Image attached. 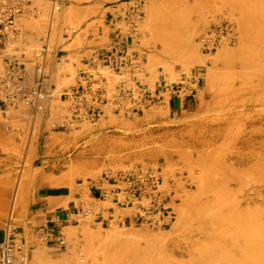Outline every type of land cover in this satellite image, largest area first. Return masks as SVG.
Listing matches in <instances>:
<instances>
[{
    "label": "rangeland",
    "instance_id": "rangeland-1",
    "mask_svg": "<svg viewBox=\"0 0 264 264\" xmlns=\"http://www.w3.org/2000/svg\"><path fill=\"white\" fill-rule=\"evenodd\" d=\"M22 1L18 31L6 42L11 52L6 63L11 57L27 63L33 70L32 80L35 65L41 61L46 66L51 95L40 114L52 134L44 135L50 147L40 171L51 173L45 184L67 187L81 195L77 203L82 202L84 210L54 236L61 234L65 247L46 239L37 249L29 248L27 264H219L220 259L222 264V256L217 255L223 254V248L218 254L226 240L223 235L231 229V217L237 216L246 218L242 222L249 223L252 231L258 227L256 249L262 252L252 254L251 260L260 257L263 263L264 155H252L261 151L258 145L247 148L239 142L251 131L246 118H233L227 125L219 123L214 103L219 72L227 59L248 49L264 54V0H206L204 4L194 0H141L143 13L135 29L125 23L117 26L124 33L134 30L133 49L143 59L137 80L153 91L165 86L164 101L130 117L114 113L106 105L99 121H83L70 129L62 126L71 116L68 95L77 86L78 63L72 60L69 66L64 62L52 71L47 64L49 54L59 39L72 40L64 50L88 45L87 37L97 34L98 26L105 24L97 18L114 11L124 15L127 0L108 2L114 7L103 13V4L96 0ZM56 4L61 5L60 11ZM242 20L252 25L249 31L248 23L243 25ZM224 22L231 29L220 36L216 26ZM109 31L105 27L106 37ZM46 38L48 49L43 61L38 56ZM213 38L222 41L221 46L208 52ZM229 38L234 41L227 47ZM21 45L26 47V59L14 50ZM102 73L108 79L111 96L123 78L108 69ZM182 81L189 86L186 103L170 108L172 90L167 89L182 85ZM245 153L251 158L238 162ZM141 166L160 177L159 201L171 212V217L157 226L123 225L137 208L121 207L111 196L108 201H96L88 189L91 182H113Z\"/></svg>",
    "mask_w": 264,
    "mask_h": 264
},
{
    "label": "built area",
    "instance_id": "built-area-1",
    "mask_svg": "<svg viewBox=\"0 0 264 264\" xmlns=\"http://www.w3.org/2000/svg\"><path fill=\"white\" fill-rule=\"evenodd\" d=\"M126 3L128 5L124 15L115 17L111 15L109 18V23L115 28L110 44L107 47H93L89 50V56L84 60L85 68L80 71L78 86L68 95L72 101L71 116L63 128L76 127L83 121L96 123L104 115L106 105H110L114 113L130 117L143 114L164 101L165 86L153 91L137 80L136 72L143 59L133 49L134 30L124 33L117 25L125 23L135 29L143 13L142 1L127 0ZM55 9L60 11L61 5L56 4ZM22 11V0H0V46L8 39L10 33L15 34L18 31L17 16ZM45 40L44 49L38 56L43 58V61L48 49V38ZM7 65L6 74L0 77V101L12 108L27 107L42 112L51 95L44 63L39 61L35 65V77L32 81L26 77V65L19 58L7 59ZM103 69H108L114 75L123 78L111 96L108 79L102 73ZM124 77L128 80H124ZM182 86L178 85L175 88L178 90ZM167 90L175 89L171 87ZM110 180L107 182L112 183L114 187L116 204L121 207L137 208L136 214L125 219L123 225L148 223L157 226L171 217L169 209L159 201L161 179L155 171L141 166L119 175L112 179L113 182ZM48 241H56L61 247L66 245L61 234L56 238H49ZM28 256L25 241L14 228H10L6 241L0 244V264H27ZM80 261L84 262V258Z\"/></svg>",
    "mask_w": 264,
    "mask_h": 264
},
{
    "label": "crops",
    "instance_id": "crops-1",
    "mask_svg": "<svg viewBox=\"0 0 264 264\" xmlns=\"http://www.w3.org/2000/svg\"><path fill=\"white\" fill-rule=\"evenodd\" d=\"M110 1L113 0H96L103 4L100 10L102 13L114 7L108 6ZM109 15L117 16L120 13L114 11L100 15L97 20H104L105 24L98 26L97 34L94 32L87 37L89 44L84 47L64 50L72 44V40L56 41V48L47 60L52 71L64 65V62L71 66L74 63L72 60H76L78 84L89 50L93 47H107L112 40L115 28L109 23ZM105 27L110 30L107 37ZM6 42L0 46V77L7 72L6 56L11 53ZM14 50L27 58L25 46H18ZM25 70L26 77L32 80L33 70L27 66ZM188 91L189 89L179 92L172 90L168 102L170 108L183 107L189 96ZM47 133L52 134L51 128L40 112L21 110V107L12 108L0 101V244L6 241L8 230L14 228L28 249H37L44 240L48 241L57 233H62L75 220L74 217L84 212L82 202L77 203L81 195L67 187L45 184L46 179L51 176V173L40 171L50 147V142H46L47 136H44ZM88 189L96 201L105 202L109 200V196L113 199L115 196L113 185L109 182H91ZM113 209L115 212V208Z\"/></svg>",
    "mask_w": 264,
    "mask_h": 264
},
{
    "label": "bare ground",
    "instance_id": "bare-ground-1",
    "mask_svg": "<svg viewBox=\"0 0 264 264\" xmlns=\"http://www.w3.org/2000/svg\"><path fill=\"white\" fill-rule=\"evenodd\" d=\"M194 2L195 4H204L207 1L194 0ZM23 8H24V3H23ZM241 22L244 25L245 21L242 20ZM242 23H240V27L243 26L241 25ZM245 24L249 26V22H246ZM245 26L242 27V32ZM250 26L247 27L246 30L249 31ZM216 28L220 36H223L229 33V30L231 29V25L224 22L220 25V27L216 26ZM16 33L15 34L10 33L9 37L10 35H16ZM247 36H249V32H247ZM213 40L214 43L211 45L210 48L208 47V45L206 46L209 48L206 51L213 52L214 49L218 50V48L221 46L222 41L219 42L218 38L216 39L213 38ZM233 41L234 40L232 38L227 39L225 42L226 46L230 47ZM212 42L213 41H211V43ZM84 68L85 67H83V69ZM7 69H8V65H7ZM218 79L219 80L217 82L218 85L216 89L215 103H214L215 113L217 116L216 119L219 121V123L227 125L233 118H237V117L239 118L240 116L245 117L246 118L245 124L250 125L251 131L246 133L244 137H241L239 139V142L242 146H246L247 148H249L250 146L258 145L261 151L252 155L253 156L255 155L256 157L263 156L264 155V112H263L264 54L259 53L258 51L255 50L248 49L244 54L239 53L236 57L227 59L226 62L224 63V68L221 69L219 72ZM182 85L183 86L178 90H176L175 88L176 86L172 85V87H174V89L178 92L184 91L189 87L187 81L185 83L184 81H182ZM257 109H261L262 111ZM253 114H256V117H254ZM249 158H251L250 155L247 156V154L245 153L243 157H238L237 161L246 162L249 160ZM64 178L66 179V177ZM70 180L71 179H69V181ZM63 181L60 182L62 183ZM69 181L68 183L65 184L66 185L69 184ZM234 218L237 219L232 220ZM234 218L231 217V220H229V221H233L231 222L232 225L228 222L230 224L229 226L231 227L229 233H227L226 235L225 231L227 232L228 230L224 231L225 235L223 236L224 237L226 236L225 238L226 240L224 241L223 240L224 237L222 238V241H224L225 243L222 242L223 243L221 245L222 247L220 246L221 248H219L220 250L218 252V254H220V251L223 248L221 252V254L222 253L223 254L220 256L217 255V257L222 256L223 259L222 264H264V262L261 263L260 257L255 259L252 258L251 260L252 254L258 255L261 254L262 252V249L260 251L256 249L258 245L256 238L259 237L258 227L256 228L255 226L252 231L250 229L251 226L249 227V223L246 222V224H244L242 222V221L245 222L246 218L240 217L241 218L240 219L238 216ZM229 226L227 227L230 228ZM219 261L220 263L218 261L217 262L221 264V259Z\"/></svg>",
    "mask_w": 264,
    "mask_h": 264
}]
</instances>
